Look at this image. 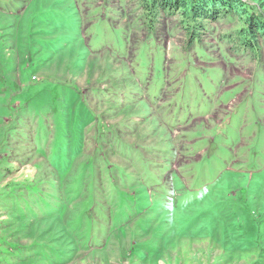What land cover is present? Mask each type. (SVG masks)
I'll use <instances>...</instances> for the list:
<instances>
[{
	"label": "rangeland",
	"instance_id": "obj_1",
	"mask_svg": "<svg viewBox=\"0 0 264 264\" xmlns=\"http://www.w3.org/2000/svg\"><path fill=\"white\" fill-rule=\"evenodd\" d=\"M241 2L195 27L0 0V264H264V0Z\"/></svg>",
	"mask_w": 264,
	"mask_h": 264
},
{
	"label": "trees",
	"instance_id": "obj_2",
	"mask_svg": "<svg viewBox=\"0 0 264 264\" xmlns=\"http://www.w3.org/2000/svg\"><path fill=\"white\" fill-rule=\"evenodd\" d=\"M143 2V6L147 10L148 13L156 11H162L165 15L166 14H177L180 13V15L184 16L185 19H189L190 23H194V25H197L195 27H202V23L197 24L195 21L198 20H208L210 22H215L220 16H226L227 14H238V13H247L246 9L243 8V3L241 0H141ZM250 30L251 32H256L255 24L252 21H250ZM190 34L192 36L195 34L193 33V29H190ZM264 34V33H262ZM55 153V152H54ZM53 157V156H52ZM212 188V187H211ZM83 190V185L81 182H78L73 187L74 193H80ZM74 195V194H73ZM75 196V195H74ZM73 196V197H74ZM66 199L70 200V192L67 193ZM16 202L18 203V199L16 198ZM15 204V210L20 211V213L29 214L31 216H48L52 213H54L53 206L44 201V199L37 200L34 202L35 209L30 210L29 212H24L20 210V204ZM107 218V217H106ZM69 226V225H68ZM82 233L83 235H86L87 241L91 240V230L93 229V221L89 217L87 211L79 212L78 215L75 216L73 223H72V229H83ZM69 228V227H68ZM82 239V238H81ZM90 242V241H89Z\"/></svg>",
	"mask_w": 264,
	"mask_h": 264
}]
</instances>
